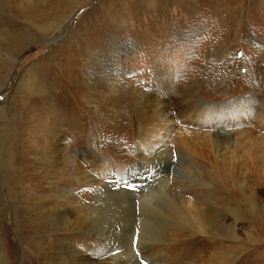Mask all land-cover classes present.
Wrapping results in <instances>:
<instances>
[{
    "label": "rangeland",
    "instance_id": "obj_1",
    "mask_svg": "<svg viewBox=\"0 0 264 264\" xmlns=\"http://www.w3.org/2000/svg\"><path fill=\"white\" fill-rule=\"evenodd\" d=\"M262 1L217 9L195 0H0V264H62L59 244L70 240L85 264H264V119L255 120L264 115ZM160 84L156 98L170 108L244 119L209 140L213 122L197 130L189 121L199 116L180 115L188 124L176 123L151 159L138 148L143 100L132 91L152 94ZM56 121L66 140L54 160ZM84 150L97 163L85 156L81 176ZM145 172L159 175L151 198L167 184L186 219L208 211L216 236L193 233L161 199L156 210L132 207L126 221L112 186L130 174L126 191L137 192ZM40 181L53 192L67 185L43 206ZM57 208L71 217L50 224ZM87 218L95 224L72 232ZM103 229L118 236L115 261L98 251Z\"/></svg>",
    "mask_w": 264,
    "mask_h": 264
},
{
    "label": "bare ground",
    "instance_id": "obj_2",
    "mask_svg": "<svg viewBox=\"0 0 264 264\" xmlns=\"http://www.w3.org/2000/svg\"><path fill=\"white\" fill-rule=\"evenodd\" d=\"M195 2H197L198 6L200 5L201 2H203L204 4H207L208 6L214 5L217 9H221L223 7L227 8L224 5L227 3L226 0H195ZM231 2H233V1H231ZM262 2L264 5V0ZM233 6H236L239 9L238 2H236V4H234ZM229 7H232V5L229 4ZM233 12H234V10H233ZM123 51L126 54H128V52L126 50H123ZM112 64L113 63L110 64V62L109 63L104 62V63H102V67H104L105 71H107L106 74H110V76H112V77H114V76L118 77V75H116L115 72H114V74H112V72L109 71V70H113ZM114 67H115V65H114ZM106 74L103 73L104 76ZM127 77L128 76H126V75L124 77L122 76L123 81L120 82L121 85L122 84H128V78ZM114 78H116V77H114ZM116 79H118V78H116ZM164 88L165 87L161 86V84H160L159 89H157L156 87H154L152 89V94H146L145 92H143L141 90H136L134 88H133L134 90L132 91V95L139 97V98H141V100H143V107L141 109V116L139 117V122L137 124V128L139 130V133L142 136V142L138 146V148L140 150H142L143 152H145V151H147V153L149 152L151 159L155 158L163 149H165L166 143H167V138H166L167 133L173 129V127L176 123L179 122L183 125L188 124L183 119L179 118L180 115L183 116L184 114H187L188 116H193V117L199 116L197 118V121H194L193 119H191L189 121L190 125L197 130H201L204 128L207 129L205 122L210 121L213 123L214 122L217 123V125H214L212 123V127L210 129H207L208 131H206V130L204 131L207 133L206 138L209 140L210 139H219L220 136H222V133L224 131H228L230 129V127L233 126V125L230 126L231 123H229V119L232 120V123H236L237 121L244 119L241 117V114L239 112L232 113V115H231L232 117L230 116V117L223 118V117H218L217 115H215V112H212L211 110L205 111L202 113H198L196 115L195 114L196 112L193 113L188 106H185L182 108H179L177 106H173L174 108L173 107L170 108V107L166 106V103H164V101L161 98H156L157 97L156 95L158 93L162 94L160 92H163ZM243 112H244V110H243ZM246 112H247V110H246ZM194 114L196 116H194ZM244 117H246V115H244ZM262 119H264L263 113H258V112L255 113V120H257V121L260 120V122H261ZM201 121H202V124L198 123ZM218 123L220 124L219 126H218ZM222 124H223V126H222ZM53 125L57 127V129L55 130L56 132L54 134H52V132H50L48 139H49V144H50V147L52 150L51 156L55 160V159H61L62 158V156H60V155L63 152V143H65L63 141L66 140V137H64V134L60 135V133H61L60 126H62L60 122L56 121L55 124L53 123ZM165 138H166V140H165ZM64 150L66 151V149H64ZM70 152L71 151L68 149V153H70ZM78 153H79V155L76 156L78 158V160H77L78 168H76V169L79 171L78 175L82 176V175H85V172H82L83 165H85V161H86V159L84 157L86 156V158H88V161L92 162V163H97V157L94 156L95 155L94 152H90L88 150L87 151L84 150L83 152H78ZM146 154H144V155H146ZM75 155H77V153ZM71 157H73V156H71ZM84 159H85V161H84ZM154 175L152 176L153 177L152 178L150 176V172H145V174H140V179L138 181L145 183V185L142 188L138 187L137 192H134L133 190H127L126 191L127 187H125V186H129L128 183H126V181L128 178L133 177V175H130V174L127 175L126 180L124 179L123 181H121L120 184H119V182H117L116 184H114L112 186V189L117 190L118 195H121L124 198V201H123L124 205L123 206L126 208V210L123 214L125 216L126 221L129 220V213H133L134 209L136 210L137 207L140 205H141V210L143 213H144L146 208H150V210H156V204H158V202H160V199H161L164 206H166L167 212L170 213L171 215H173L174 217H179L180 220L184 221L185 225L191 231H193V233H195V234L208 233V234H211L213 236H216V234H215V232H217V231H215L216 224L214 222H209L207 220V216L205 215L208 211H200V212L195 211L194 216L190 217L191 220L186 219V217L183 214V207H182L181 198H179V196H177V194H175V193L166 192V186H168L167 184H166V186H164V188H162V191L158 194V196H156V198H151L153 195V190L152 189L148 190L149 183L151 181H154L156 178L159 177V175L156 177H154ZM186 180H188V178H186ZM124 182L126 183V185H124ZM95 184L99 185L101 188H106V186L102 185L100 182H96ZM42 185L43 184L40 181V183L38 184V193L40 194L38 197V201L44 202L43 206H46L47 204L51 203V201H49L50 198L47 197V195H49L50 193L52 195L55 193L62 192L64 190L63 187H65L67 184H66V181H61L59 183L58 188L63 186L62 190L59 189V191H57V192H53L50 188L43 189ZM55 188H56V186L54 185L53 189H55ZM124 191L127 193H125ZM67 196L68 195L66 193L60 194V197L65 198V201L67 199ZM100 200L101 199L94 202L95 206H96L95 207L96 212L93 211L92 214H95V216H97V210L101 209V207L98 206V203ZM156 200H158V202H156ZM125 205H128V206H125ZM111 206H113V205H111ZM160 211H162V210L160 209ZM48 214H49V216H47V217L45 216V217L46 218L51 217V220L49 221L50 224H51V222L56 220L55 218L68 219L69 217H71V214H66V212L61 211L59 208L55 209L53 212H50ZM87 221H89V223H87ZM95 221L96 220L93 218L84 219L82 221V222H84V224L81 221H77V222L71 224V226L73 228L72 232L77 230V228H81L83 226L89 228V225L92 223L95 224ZM103 230L96 231L99 235V244H100V248L98 251H101V254L103 257L104 256H112L113 261H115V260H117V257L121 253L118 250V248H119V244L117 242L118 236L113 233L112 229L108 230V231H106V229H103ZM88 231H91V230L88 229ZM122 241H123V239H122ZM75 242L76 241H74V240L73 241L70 240L66 243L59 244V247L63 251V254L68 255V257L66 259L58 258L57 259L58 262H61L62 264H85V261H90L89 259L85 258L86 253L84 252V249L80 245L75 246Z\"/></svg>",
    "mask_w": 264,
    "mask_h": 264
}]
</instances>
